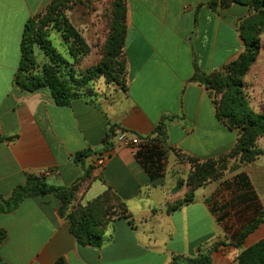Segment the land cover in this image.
Masks as SVG:
<instances>
[{"label": "crops", "instance_id": "obj_1", "mask_svg": "<svg viewBox=\"0 0 264 264\" xmlns=\"http://www.w3.org/2000/svg\"><path fill=\"white\" fill-rule=\"evenodd\" d=\"M55 2L0 0V199L36 176L76 190L68 213L110 189L131 219L113 217L100 248L81 246L55 196L28 198L13 212L0 214V228L8 235L0 244V264H56L60 259L66 264H170L174 256L193 259L200 253L210 254L211 264H239L244 250L264 240V223L240 249L232 246L234 234L255 216L228 210L219 222L206 200L220 186L208 195L199 189L193 203L167 210L175 154L208 161L237 144L238 132L218 119L209 90L193 79L219 72L239 57L244 45L238 23L249 8L223 7L218 0H128L126 94L111 105L77 99L60 107L48 91L26 93L15 84L25 26ZM164 117L174 118L167 122L166 140L154 133ZM111 128L115 135L127 131L157 141L166 154L163 178H149L135 157L137 148L114 140L105 148ZM83 151L92 154L77 163L75 155ZM100 156L106 157L101 167ZM241 172L264 207V155L241 165L232 178ZM216 243L226 245L211 251Z\"/></svg>", "mask_w": 264, "mask_h": 264}, {"label": "trees", "instance_id": "obj_2", "mask_svg": "<svg viewBox=\"0 0 264 264\" xmlns=\"http://www.w3.org/2000/svg\"><path fill=\"white\" fill-rule=\"evenodd\" d=\"M67 1L68 0H57V2L53 3L44 12L36 15L39 16L38 21L35 20L36 16L29 19L23 34L21 63L15 78V84L21 91L26 93L48 91L54 103L60 107H69L74 100L83 99L82 94L77 92L78 87L73 85L74 82L76 83V80L72 74H66V61L51 48L48 41H44L37 33L34 36V41L31 40L28 35L30 30H34L33 25L35 24L37 25L35 30H43L47 24L52 22L51 20L58 16L57 10L59 6ZM233 2L247 8H258L260 13L257 14V18L259 19V23L264 25V0H221V4L225 6ZM245 19L244 21H246ZM248 20L249 19H247L246 23L250 22V29L251 21ZM124 21V16L122 17L117 14L114 22L115 28L113 29V35L109 43V57L117 59L119 55L123 56L126 59L125 66L123 67L126 69V74L128 75L127 58L124 52L127 26H125ZM243 28L240 31V37L244 43L245 49L238 60L210 76L197 74L193 79V81L205 85L210 95L213 87L217 86L216 79L221 73L226 71L227 74L229 73L227 77L231 76L232 78L244 77L256 60L259 52V43L252 40L253 37L245 35V28ZM76 37L79 36L76 34ZM33 43H38L44 52H46L47 56L50 58L51 65L45 66L40 74L27 78L24 76V72L25 68L30 66L29 62L31 61L32 55L30 47ZM118 65L119 63H117V66ZM232 86L238 89L235 96H231L230 98L227 97L220 105L216 102H214V104L217 109L218 119L227 126L229 130L237 131L239 138L235 148L228 154L221 156L219 160L226 162L228 158L241 156L240 163L249 164L255 161L260 155H264V151L256 150L255 148L256 133L258 136L264 135V118L249 111L246 104L242 103L241 84L238 83ZM85 100H88V98ZM172 120H174V118L164 117L163 122L155 129L154 133L166 140L167 122H171ZM114 137L115 128H111L105 139V148L108 149V147H111ZM141 140L144 141V143L136 147L137 151L135 157L137 161L152 181L163 178L166 170L165 152L157 141H150L149 139ZM91 154V151L79 152L75 155V161L77 163H84V160ZM215 162L216 161L213 160L208 161L205 166L207 169H205L204 172L200 170L202 167L198 169V180H204L215 176L217 171L212 168ZM89 170H87L83 178L87 177ZM193 179L196 181V178ZM198 188H195L193 194ZM75 191L74 188H62L49 185L42 177L30 176L26 184L18 186L10 198L0 199V214L13 212L28 198H40L46 195H53L61 203L60 214L61 216L66 215L70 224V230L75 236L77 243L81 246L90 245L96 248H100L103 245V231L107 228L113 217L127 220L131 219L124 204L119 205L117 203L118 198L110 189L103 196L97 198L86 207H77L71 213H68L69 205H71L74 199ZM225 192H228L231 198L223 204L220 199ZM226 198H228V196H226ZM191 203H193L192 198L185 199L175 205L169 204L167 211L168 213H173ZM206 203L209 205L211 213L217 216L219 222L222 221L221 218L224 219L227 216L228 210H236L237 215L252 213L255 216L249 220L238 233L234 234L231 245L236 249H240L245 239L264 223V207L258 199L249 176L244 172L238 173L230 180L223 181L217 192L211 198H208ZM242 206L245 207L244 210L242 212L238 211L237 209L240 207L242 208ZM111 207H116V210L113 211ZM7 238V233L0 228V244L6 241ZM222 245H226V243H216L211 251H216ZM238 262L239 264H264V240L244 250L239 255ZM181 263L211 264L210 254L200 253L198 257L193 259L174 256L170 264ZM56 264H66V262L64 259H60Z\"/></svg>", "mask_w": 264, "mask_h": 264}, {"label": "rangeland", "instance_id": "obj_3", "mask_svg": "<svg viewBox=\"0 0 264 264\" xmlns=\"http://www.w3.org/2000/svg\"><path fill=\"white\" fill-rule=\"evenodd\" d=\"M218 1L221 4V0ZM233 4L237 3L233 2L228 6L221 4V6L229 7ZM259 13L258 8H249L247 14H244L238 23L239 34L244 27V32H246L244 34L253 37L252 40L259 43V52L254 64L244 77L232 78L227 77L229 73L227 74L226 71L221 73L216 79L217 86L211 91V98L220 105L227 97L235 96L238 89L232 85L240 83L242 103L246 104L249 111L264 118V25L259 23L257 18ZM117 14L124 16V24L127 26L128 0H68L59 6L58 16L53 17L52 22L47 24L43 30H35L37 26L35 24L33 25L34 30H30L28 35L33 41L36 33L40 35L66 61L65 72L74 76L76 83L74 82L73 85L78 87L77 92L82 94L83 99L88 98L90 101L105 105L115 104L127 92L128 75L123 67L126 59L120 55L117 59L109 57V43ZM38 17H35L36 21L39 20ZM245 18L251 21L250 29V22L246 23ZM76 34L79 37H76ZM244 49L245 47L243 51ZM30 50L32 53L30 66L25 68L24 72L27 78L40 74L45 66L51 65L50 58L38 43L31 44ZM117 63H119L118 66ZM255 136L256 150L264 151L259 144L261 140L264 142V135L258 136L256 133ZM219 158L213 159L216 161L212 167L217 171L215 176L198 180V169L202 167L200 170L204 172L207 169L206 163L210 160L200 161L183 154H175L173 163H170L174 188H171L169 195L171 199L168 203L175 205L191 198L194 202L197 190H203L205 192L203 195L210 194L223 181L230 180L240 166L244 165L240 163L241 156L228 158L226 162ZM236 163H239L237 167ZM167 165L169 167V163ZM193 178L198 181H194ZM195 188L198 189L193 194ZM223 197L220 199L223 204L231 198L228 192H225Z\"/></svg>", "mask_w": 264, "mask_h": 264}, {"label": "built area", "instance_id": "obj_4", "mask_svg": "<svg viewBox=\"0 0 264 264\" xmlns=\"http://www.w3.org/2000/svg\"><path fill=\"white\" fill-rule=\"evenodd\" d=\"M114 142L122 145L129 149H135L138 145L142 143L141 139L137 136L130 134L127 131H119L115 137ZM106 157H97V166H103L105 164Z\"/></svg>", "mask_w": 264, "mask_h": 264}]
</instances>
